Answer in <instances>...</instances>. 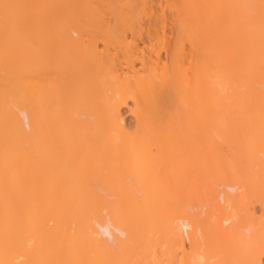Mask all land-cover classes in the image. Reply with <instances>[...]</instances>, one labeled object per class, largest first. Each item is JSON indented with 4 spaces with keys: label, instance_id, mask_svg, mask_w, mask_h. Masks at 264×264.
I'll return each mask as SVG.
<instances>
[{
    "label": "bare ground",
    "instance_id": "1",
    "mask_svg": "<svg viewBox=\"0 0 264 264\" xmlns=\"http://www.w3.org/2000/svg\"><path fill=\"white\" fill-rule=\"evenodd\" d=\"M135 1L115 11L119 24L84 5L95 26L87 30V20L72 13L52 22L56 0H0L1 35L36 44L35 57L56 52L72 62L79 49L106 78L103 97L95 93L65 115L73 149L44 147L42 117L31 103L5 108L9 133L29 149L20 163L24 173L16 174L11 153L0 147V264H63L74 242L63 223L74 216L84 250L73 264H264V182L259 192L240 166L210 176L207 160L214 130L227 137L250 134L245 155L264 174V70L258 71L264 66V3L202 0L198 8L193 0H165L168 12L143 29L133 21ZM45 17L49 40L41 26ZM84 33L91 37L87 43ZM115 38L130 39L119 67L109 52ZM136 38L151 43L150 55L140 54ZM135 62H151L150 76L131 78ZM129 101L132 108L123 112ZM250 124L257 125L253 135ZM53 157L73 163L61 201L53 200L49 184ZM29 189L35 216L26 211ZM252 197L262 204L260 216L248 205ZM168 203L173 213L163 210Z\"/></svg>",
    "mask_w": 264,
    "mask_h": 264
},
{
    "label": "rangeland",
    "instance_id": "2",
    "mask_svg": "<svg viewBox=\"0 0 264 264\" xmlns=\"http://www.w3.org/2000/svg\"><path fill=\"white\" fill-rule=\"evenodd\" d=\"M62 1L56 0L55 3L57 5V8L59 9L58 11L59 14L57 13L56 19L54 17V20L51 19V21L52 22L57 21L58 19H60V16L62 17L67 13H72L73 15L81 18L84 24H86L87 22V25H88L87 28H85L83 24L84 29H87V30L92 29L93 27L92 23L94 22V21L92 22L93 19L91 20L89 18L88 20V18H86L87 15H89L88 14L89 12L87 13V11L89 10L87 9L90 8L91 10V7L96 6L98 7L97 9H100V11L102 12V15L105 16L104 18L107 17L106 19H109L112 21L114 20L118 24L120 23V19L118 20L116 19L118 15L115 16V13H116L115 11L122 10V13H123V11L125 10L127 11L128 9V4H127L128 0H119V1L118 0H101V3L99 2L97 3L96 0H68V1L62 0ZM193 1L198 3V8H201L202 6L204 8V5L199 6L203 2L202 0H193ZM214 1H217V0H210V2L208 3L211 5V3H215ZM261 3L263 4L264 0H261ZM84 5L85 7L88 6L89 8L87 7L86 9ZM134 6L135 7H134V12H133L134 14L133 21H136L137 22L136 24L141 25V28L143 29H148L147 26L149 24L153 25L157 17L161 15L163 12H168V7H167L165 0H136ZM119 13L120 12L116 14H119ZM84 15L85 17H83ZM92 17L93 16L91 15V18ZM3 19L4 17L0 15V22H3ZM44 21L45 23L43 25L41 24V26L44 28L43 33L44 31L46 33L45 34L46 39L49 40L51 36H49L48 32L52 26H49L48 24H50L51 21L50 20L48 21L46 17ZM46 21L48 24L46 23ZM46 26L50 27V29L47 28ZM72 35L75 39L80 37L79 33L78 35H75L72 33ZM83 38L85 40V43H87L88 39H90L91 37L84 33ZM116 39L117 38H115V41L119 40L118 43L116 42L112 43L111 41L112 44L111 43L109 44V52L113 56V62L116 64V66L119 67V63H122L123 65H125L127 61L128 50L125 48L126 47L125 44H127L130 41V39L127 41H124V43L120 40L121 38L117 40ZM133 43L134 45L137 46V49L141 51L140 54L144 53L145 55H150L152 51V47L149 41H145V39L143 41V39L141 38L140 39L136 38L133 41ZM32 46H33V49H35L34 47L37 45L24 43L18 40L17 38L6 37L0 34V147L3 150H7L11 153L13 162L15 163V166L12 167V171L15 172L16 174L24 173V171L22 170L24 169L23 168L24 166L20 163H22L23 154L25 153V151L27 152V150L29 149V145L20 143L14 135L9 133L8 128H7L8 120L5 115V108L12 107V104L13 103L15 104L16 102L31 103L39 111L42 117L43 129L41 133V138L43 140L44 147L48 148L50 151L56 150L62 146L64 148L73 149L72 123L65 118V115L73 110L72 109L73 106H83V105L89 104V102H91L90 101L91 98L92 100L94 99L95 93L97 97H100V96L103 97L104 95V92L100 90V86L103 85L101 84V82H104V80L106 79L103 69L100 68L99 66H97L96 68L95 66L92 65V63H89L83 57V54L81 53L79 49H73V61L68 62L58 57V55H56V52L52 55L45 54L41 57H37V56L35 57V55H33L32 53L33 51ZM42 46L45 47L44 44H42ZM103 49H104L103 44H99V50L101 51ZM53 55H55L56 57ZM261 56H262L261 57V62H262V58H264V52H263V55ZM257 63L258 62L253 63V64L256 66ZM261 64L262 65L264 64V60ZM152 67L153 65L151 62H147L145 65H142L140 62H135L133 67H131L129 76L134 79H143L145 77L147 78L151 74ZM258 67L260 66L258 65ZM262 67H260L258 71L259 70L263 71L264 66ZM70 73H72V75ZM66 74L68 75L66 76ZM251 79H257V78L253 77ZM93 83L94 84L97 83L96 87ZM93 85L95 88H93ZM68 93H71L69 94L70 96L67 95ZM204 98L206 99V97ZM205 102L202 104L205 105L206 104ZM207 103L209 105L211 104L209 101H207ZM132 106H133V102L129 101V107L127 106L123 108V112H128V109L132 108ZM204 107L205 106H202L203 109ZM131 116L132 115H129L127 117L129 121H132ZM250 125H249L250 127L248 126V131L250 133L252 132L251 134L253 135L255 132V129L257 128V127L256 128L254 127L257 125L255 124L254 125L250 124ZM222 127L225 128V126H222ZM214 131L217 137L212 139V137L215 135H212L213 133H211L212 137L210 135L209 145L207 149L209 150L208 156H207V160H209L208 161L209 162V166H208L209 173L208 174L210 176H214V175H217L215 173H220L227 167H229L230 169L231 167L240 166L239 168H241L242 170L244 168L246 175L249 178H251L253 183L258 186L259 192H261L260 187L262 186L263 188L262 184L264 182V174L259 170L257 166H254L253 164H251L245 155V146L250 140L251 135L248 134L249 136L245 135L244 137L242 134L234 135V132L233 133L231 132L232 135L227 137V136H221L217 134L218 132L216 130ZM232 136L234 139L232 138ZM63 138H66V139L63 140ZM225 138H227L228 141ZM236 152L238 155H234L236 154ZM58 159L59 158L53 157L52 160H50L47 165L49 166L50 170L53 172L50 176L51 180L49 182V184H52L55 187L54 188L55 191L53 192V200L61 201L62 200L61 197H63L64 190L67 188L69 184L65 178L69 174H73V163H71L72 164L71 165L65 159H61L59 161ZM237 160L238 162H236ZM241 160H244V161H241ZM67 171L69 172V174L66 173ZM210 172L211 173L213 172V173L211 174ZM107 174L109 175L110 173H107ZM29 191H30L29 193L30 194L32 193L33 195L29 197L31 199V202L29 204H26V211L29 215L35 216L34 209L36 207L37 201L36 200L34 201L35 193L33 192V190L29 189ZM218 191H221V189H218ZM256 191L258 192V189ZM33 203H36V204H33ZM222 203H224V201ZM258 203H259V206H258ZM248 205L249 207L250 206L252 207V208L250 207V209L254 211H259V213L256 212V215L258 216L261 215L260 213L262 211V204L259 201V199H257L256 197H252L251 199H249ZM170 206L172 205L171 204L169 205V209L168 207L165 206L163 210L168 211L169 213L171 209ZM2 209H3V205H1L0 203V230H1V225H2V218H1ZM170 213H173V212H170ZM63 224H64L63 228H65L67 233L68 232L73 233V239H74L73 250L67 249L65 251L64 257H63V264H73L74 261L77 260V258L81 257V255L79 254L80 253L79 251L84 250L82 243L80 241H76L79 221H78L77 216L67 217L65 218V221ZM49 226L54 228L56 226L55 221H50ZM160 244H163V243H160ZM164 246L165 244H163L162 246L160 245L161 250ZM165 250L167 252L162 251V253L164 255L166 252L167 254H165V256L167 255L169 258L170 254H168L167 249ZM163 258L165 257L163 256ZM165 260L167 261L166 258Z\"/></svg>",
    "mask_w": 264,
    "mask_h": 264
}]
</instances>
